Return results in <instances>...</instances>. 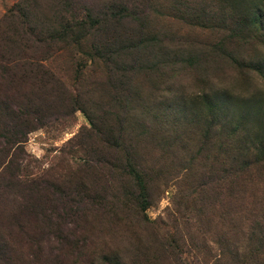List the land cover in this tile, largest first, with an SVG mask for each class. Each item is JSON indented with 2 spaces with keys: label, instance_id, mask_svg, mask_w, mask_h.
<instances>
[{
  "label": "rangeland",
  "instance_id": "374dc122",
  "mask_svg": "<svg viewBox=\"0 0 264 264\" xmlns=\"http://www.w3.org/2000/svg\"><path fill=\"white\" fill-rule=\"evenodd\" d=\"M250 1L0 0V122L40 104L50 121L22 150L0 145V264H85L74 243L34 229L27 180L59 193L78 179L91 156L67 144L91 118L125 129L119 143L152 180L147 215L165 223L161 239L180 229L184 260L264 264V37L245 19ZM122 156L107 152L102 184L113 157L114 177L130 184ZM248 157L246 180L226 172ZM151 244L161 264L160 239Z\"/></svg>",
  "mask_w": 264,
  "mask_h": 264
},
{
  "label": "trees",
  "instance_id": "16d2710c",
  "mask_svg": "<svg viewBox=\"0 0 264 264\" xmlns=\"http://www.w3.org/2000/svg\"><path fill=\"white\" fill-rule=\"evenodd\" d=\"M262 1H250L249 8L245 7L250 17L245 19L251 20L253 27L264 37V2ZM244 2L246 1L241 3ZM241 19H244L243 15ZM77 102L79 105L73 113L83 108L81 105L83 102L80 99H77ZM63 107H66V104ZM1 109L10 112L9 105ZM42 109V104L38 107L34 105V112L30 113L32 115L30 119L26 115L27 118L23 116V111H18L19 113L14 112V115L19 121L0 122V145L8 151L13 148L24 149L27 135L50 122L46 116L39 115ZM143 128L148 129L145 124ZM125 132L123 127L109 128L106 122L99 123V119L91 118V126L82 128L67 144L72 150L80 149L87 152V157L91 156L80 165L78 179L74 172L70 173L68 178L59 185V193L52 184L43 189L36 186L38 179L27 180L30 183L27 185V192L30 193V199L34 202H32L34 229L38 231L42 228L48 236L53 233L57 241L62 244L74 243L79 252L78 257L83 259L85 264H94V261L104 264H151L149 251H145L148 248L151 249L153 245L151 240L155 236L160 239V245L154 247V250L159 248L156 259H160L161 264L163 262L164 264H191L190 261L183 259L188 251L186 237L178 233L180 229L177 228L175 233L164 234L161 239L159 236L161 223L163 225L165 223L163 220L153 221L148 217L147 210L152 205L150 198L152 180L147 178L150 176L149 173L138 168L132 145L119 143L118 139L122 138ZM235 138L236 133L232 136V139ZM229 143L233 144V142L225 141L221 148L223 149L226 145L229 147ZM114 150L123 152L124 171L130 184L120 183L114 177L119 161L115 157L105 168L109 171V175L104 177V184L100 181L102 176L98 172L102 170L99 169L102 164L104 165L107 152L112 153ZM227 153L230 154V151L227 150ZM251 158L248 157L243 161L240 158L231 159L235 163V169L228 166L226 172L232 174L231 177L234 175V179L239 182L246 180L247 177L244 174L251 173L254 166ZM16 159L20 164L21 158ZM229 160L226 158L223 164L229 165ZM236 165L239 168H236ZM90 170L93 176L95 175L93 179L89 174ZM224 170H226L225 166ZM131 185L136 186L138 191H133ZM44 192L47 193L44 194ZM49 196L51 198H48ZM41 201H46V205H41ZM53 207H61L63 213H57ZM176 213L181 214L179 211ZM81 223H85L84 226ZM174 223L179 224L176 217ZM82 228L86 230V233L83 234ZM262 245L264 248V235Z\"/></svg>",
  "mask_w": 264,
  "mask_h": 264
}]
</instances>
